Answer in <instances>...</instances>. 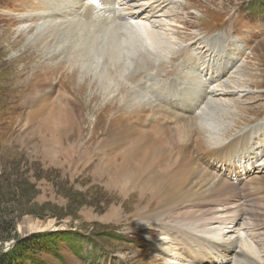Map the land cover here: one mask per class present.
<instances>
[{
  "label": "rangeland",
  "instance_id": "1",
  "mask_svg": "<svg viewBox=\"0 0 264 264\" xmlns=\"http://www.w3.org/2000/svg\"><path fill=\"white\" fill-rule=\"evenodd\" d=\"M57 4L64 6L61 0H57L53 6ZM49 5L51 2L47 0L44 6ZM32 7L36 6L31 0H0V249H7L16 238L35 232H67L71 237L70 242L61 243L58 256L44 254L43 264H211L208 261L216 256L214 251L207 255V248L201 250L200 246L195 245H200L206 239L217 245L241 240L240 249L257 263L264 264V243L260 240L264 238V137L260 135V131H264V0H173L160 10L158 14L161 16L151 17L167 23L163 28L169 29L166 32L169 35H161L162 39L155 36L162 50L159 48V56L149 54L153 64L141 74L151 73L162 85L168 82L185 85L181 89L185 88L186 91L193 85L196 88V80L195 84L191 82L195 79L191 76L194 73L200 74L197 81L203 83L204 86H201L207 93L210 83V86L213 83V87L220 81L229 83L235 89V93L229 97L238 102L226 104L223 96L207 94V98L215 104L208 107L207 100H204L192 107L191 113L209 112L205 122L212 132L219 130V126L225 128L224 133H217L215 141L210 140L212 147L220 143L231 144L242 133L249 131L251 134L249 149L243 148V154L250 153L249 159L239 162L237 156L230 155L231 161L228 160L225 165V161H217L219 157L215 155L217 162L207 168L221 177L223 183L233 185L235 189L232 188L231 192L239 193L242 199H233L232 193H228L220 206L213 207L212 203H207L213 198L212 195L199 185L192 192H197L199 196L189 197L190 201L185 200L173 207L167 212L166 219L165 216L159 217V220L165 219L163 224L157 219L137 220L133 214L137 211L136 204L140 203L138 190L141 189L134 187L132 191L127 187L124 193L110 184L105 174V170L111 168L106 166V161L119 159L118 150L125 149L123 146L118 149L124 142L116 141L115 151L108 150L110 147L105 145L109 134L106 131H125L130 138H140L144 133L151 135L149 131L158 128L155 125L146 127L147 131L137 130L119 117L121 108L117 103L118 97H114L110 88L115 93L121 91L120 94H123L121 82L127 88L134 87L133 83L123 77L119 78L117 85L95 82L94 78H84L85 75L81 73L74 75L73 68L62 67L58 72L59 83L72 93L74 102H45L41 97L44 103L35 101L30 95L34 85L43 84V97L46 100L47 97L51 98L48 93L53 87V76L57 73L43 72L39 67L40 61L50 63L46 55L49 49L55 47L54 44L50 48L38 47L40 60L33 56L27 59L23 53L33 43L35 27L42 22L36 16L24 20L33 13ZM114 8L122 12L123 18L128 16L120 4ZM22 16L24 18L20 19ZM127 20L133 23L130 18ZM29 25H35L34 30L23 33L22 29ZM110 27L118 32L122 30L118 26ZM102 33L106 34L107 31ZM55 34L56 31H49L44 39L50 40ZM129 37L120 39L118 43L123 73L135 69L136 53L146 52L141 39L132 38L134 35ZM206 43L215 44L204 46ZM183 47V54L172 63V72L166 76V69L172 65L169 60L174 55L173 49ZM222 52L227 54V63L223 72H219L220 80L212 82L215 74L210 70L212 63L209 65L207 60H217ZM188 56L200 58V61L196 59L198 68L196 71L185 68L187 75L180 76L175 66H181ZM98 59L101 61L102 58ZM99 64L89 62L84 72L90 70L88 75L97 73L101 67ZM116 77L117 73L113 74V78ZM143 80V76L138 78V81ZM151 83L153 81L148 85ZM102 84L108 85V91L101 88ZM176 111L182 112L180 109ZM185 115L187 117L179 119L180 122L193 116L188 112ZM69 121L72 125H68ZM210 123L212 126L208 125ZM164 125L173 123L166 121ZM127 147H130L129 143ZM202 150L190 151L199 163L205 164L202 161L204 158L208 159L207 163H212L209 158L212 153ZM134 156H126L130 158L127 161ZM240 165L246 171L238 176L235 169ZM260 173V180L250 182ZM208 178L212 179L207 176L206 181ZM257 185H261L262 190L255 192L253 186ZM235 208L242 212L234 221V212L229 210ZM211 215L221 218L222 223L217 231H211L215 228L213 218L203 228L173 232L178 241L176 237H171L173 233L166 231L168 225H175V221L184 219L205 216L208 223ZM35 224L39 225V229H31L30 225ZM183 233L188 236L184 238Z\"/></svg>",
  "mask_w": 264,
  "mask_h": 264
},
{
  "label": "bare ground",
  "instance_id": "2",
  "mask_svg": "<svg viewBox=\"0 0 264 264\" xmlns=\"http://www.w3.org/2000/svg\"><path fill=\"white\" fill-rule=\"evenodd\" d=\"M31 1L36 7H32L33 13L27 16L24 20H31L36 16L42 20V22L37 28L35 27L36 35L33 39V43H31V46L23 53L27 59H31L33 56L40 60L41 53H38V47L50 48L52 44H54L55 47L52 50L49 49L50 51L46 55L48 60H50V63L40 61L39 67L40 69H43V72L46 70L48 72L51 71L52 74L53 72H57L55 73V76H53V87H50V92L48 93L51 98L47 97L46 100L45 97H43V84L39 86L34 85L33 91L30 95L35 101L44 100L45 102L51 101L54 103L65 102L66 104L74 102L72 93L68 92L59 83L60 74H58V72L60 71L59 68L62 67H68L67 69L73 68L74 75L77 74L78 76L81 73L85 75L84 78L92 77L95 82L98 81L106 84L108 82L117 85L120 83L119 78L123 77L130 83H133L134 87L127 88L125 85H122V81L120 85L123 87V94H120L121 91L115 93L112 87L110 88L114 97H118L117 103H119V107L121 108L119 109V117H121L125 123L135 127L137 130L147 131L145 128L148 126L157 125L158 127L155 131L148 130L151 132V135L149 133H144L142 136L140 135V138H130L125 131H106L107 135L109 134V140L106 141L107 145H105L110 147L108 150L115 151L116 141H122L121 143L124 142V145L119 146L118 149L122 146L125 147V149L123 150L122 148L121 150H118V155L121 156L119 159L122 158V160L108 159V161H106V166H111V168L105 170V174H107L109 183L120 188L124 193L127 187L130 188V190H132V188L134 189V187L135 189H138V187L141 189L138 190L140 191L138 193L140 203L136 204L137 211L133 214L137 220L157 219L162 224L165 223L163 221L167 218L166 214L169 210L178 206V204L183 203L185 200L190 201L189 197L195 198V196H199L197 195V192L192 193L194 187L199 185L204 186L207 189V194L212 195L213 198L207 200V203H212L213 207L220 206L223 198L226 197L228 193H232L231 197H233V199H242V196L239 193L236 194V192H231L235 189L233 185L229 186L231 184L228 183V185L227 183H223L221 177L219 178L217 174L208 171L207 168L210 166L213 167L215 162H221L222 160L225 161L226 165L228 160H230V155L234 157L237 156L236 159H239V162L243 161L242 159H249V157H251L249 155L250 153L243 154V148L248 146L249 140L251 141V139H249L251 136L250 132L248 131L238 135L235 141H231V144L220 143L217 147H212L210 140L215 141L217 133H224L225 128L219 126V130L212 132L208 129L205 122V116L210 115L209 112L201 111L197 115L193 112L191 113L192 107H196L204 100H207L206 104L208 107L215 104L207 98V94L223 96L226 104L238 102L229 97L235 93V89L231 87L229 83L226 82L227 84H225V82L223 83L220 81V83L214 85V87L213 83L212 86H210V83L207 86L209 89V92L207 93V90L202 88V86H204L203 83L197 81V75L199 76L200 74L194 73L191 76H194L195 79L191 80V82L194 83L196 80V88L194 85L193 87H186H189L191 91L200 90L198 93H195L189 92L190 90L186 91L185 88L181 89L185 85H177L176 82H168L162 85L151 73L141 74L148 71L153 64L150 55L153 57L160 55L159 48H161V45L155 40V36L159 37L158 39H162L163 36L167 37V35H169H166V32H168L169 29L163 28L164 26H167V23L151 17L161 16L162 14H158L160 10H162L167 3H172L173 0H61L63 1V7L59 4L55 7L53 6L57 0H50L51 5L48 7L44 6L47 0ZM117 4H120L121 9H125V13L133 23L127 20L129 19L128 16L123 18L122 12L114 8ZM143 11L146 13L143 14ZM118 17L122 19L119 20ZM21 18L23 19L24 17L22 16L20 19ZM112 25L118 26L119 29L122 30L118 32L115 28L111 29L110 27L109 29V26ZM34 26L29 25L27 28H23V33L33 31ZM49 31H56V34L50 40H45L44 35ZM105 31H107V33L103 34L102 32ZM128 35H134L132 38L141 39L146 52L144 53L140 51L136 53L135 56L137 61L135 62V58H133L135 69L123 73V66L120 62L121 47L118 43H120V39L130 38ZM161 35L162 37H160ZM198 39L201 38L199 37ZM214 44L206 43L204 46H213ZM184 48L185 47L182 49L178 48V50L173 49L172 53L174 55H171V60H169L171 61V64L183 54ZM188 57L184 60L181 66H175V69L180 76L187 75V72L184 71L185 68H191L194 69V71L198 68L197 60L200 61V58L194 56V58L189 57L188 59ZM98 58H102L101 61ZM226 58L227 54H224L223 52L220 58L217 57V60H214L216 58H213L210 62V58H208L207 63L209 65L212 63V68L210 70L211 72L214 71L215 74L214 77L211 78L212 82L220 80L219 74L224 70V66L227 63ZM92 61L93 64L94 62L97 64L100 62L99 65L101 67L97 73L88 75V73H91L90 70L88 69L89 71L86 70L84 72V68H87V66L89 67V62ZM209 65L207 66L209 67ZM172 67L173 64L170 69H166V76L171 74ZM116 73L117 77L113 78V74L115 75ZM141 76H143L144 80L138 81V78ZM47 78L48 76L46 75V79ZM151 81H153V83L148 85ZM218 85L221 86L218 87ZM102 86L103 87H100L106 88L107 90L108 85L102 84ZM96 87L98 86L96 85ZM41 97L43 100H41ZM157 101H159V103H157ZM155 103H157L156 106ZM56 106L65 108L64 106ZM178 109L182 110L184 114H181L182 112H177L176 110ZM186 112L193 116H188V118H185V122H180L179 119L184 118ZM166 121H171L173 125L165 126L164 122ZM68 125H72V123L69 121ZM208 125L210 126L211 123ZM260 135L261 137H264V131H260ZM108 142H111V144L108 145ZM128 143L130 144L129 148L127 147ZM191 145L192 147L190 148ZM247 149H249V147H247ZM190 150H202L206 153H212L209 157L210 160H212V163H207V158L202 160L205 164L199 163L196 160V156H192ZM132 154L135 156L127 161L130 158L127 159L126 156ZM188 155L191 157L188 158ZM215 155L219 157L217 161H215ZM165 156H168V158L164 159ZM130 161L133 163H130ZM240 167L241 165L235 169L238 171L236 172L238 176L246 171V169H241ZM207 176H211L212 179L208 178L206 181ZM261 178L260 173V175L252 177L250 182L260 180ZM253 190L258 192L262 190V186H253ZM188 193L190 196H188ZM194 201H191L190 203H194ZM150 203H152V205ZM150 206H154V208L151 209ZM235 209L236 210H229V212H234L232 213L234 221L239 213L242 212L241 209ZM162 216H165V219L159 220V217ZM206 218L207 217L204 216L202 218H194L191 220H174L175 225H168L169 229H166V231L179 233L182 231L185 232L186 229L194 230L197 228H203L204 224L208 225L213 219L214 222L212 224H214L213 227L215 228L211 231H217L222 223L221 218L211 215L209 216L210 220L208 223ZM152 222L156 221L152 220ZM164 225L166 226L167 224ZM30 227L31 229H39L38 224L30 225ZM175 233H173L171 237H176L178 241L179 238L175 236ZM186 234L183 235L184 238L188 236V234ZM197 240L201 241L199 238H197ZM260 240L264 243V238ZM181 241L185 243V240L181 239ZM240 241L241 240H236L228 245H217L210 243L206 239L205 241H201L200 245L195 246H200L201 250L207 248L205 250H209L206 253L207 255L214 251L216 256L208 261L211 264H228V262L229 264H259L255 259L246 255L240 249L242 246ZM200 247H197V249L200 250ZM226 256L231 257L229 258L230 260L227 259Z\"/></svg>",
  "mask_w": 264,
  "mask_h": 264
},
{
  "label": "trees",
  "instance_id": "3",
  "mask_svg": "<svg viewBox=\"0 0 264 264\" xmlns=\"http://www.w3.org/2000/svg\"><path fill=\"white\" fill-rule=\"evenodd\" d=\"M68 233L35 232L16 241L7 249H0V264H43V255L58 256L63 241L70 242Z\"/></svg>",
  "mask_w": 264,
  "mask_h": 264
}]
</instances>
